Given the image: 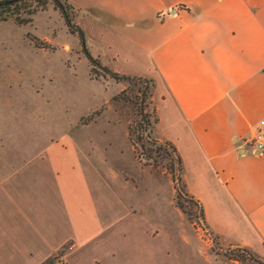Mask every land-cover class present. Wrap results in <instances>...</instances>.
Here are the masks:
<instances>
[{
	"label": "crops",
	"instance_id": "1",
	"mask_svg": "<svg viewBox=\"0 0 264 264\" xmlns=\"http://www.w3.org/2000/svg\"><path fill=\"white\" fill-rule=\"evenodd\" d=\"M66 1L79 21L86 16L77 24L116 72L159 75L167 137L181 157L188 194L221 238L223 219L238 217L246 231L229 233L228 241L264 259V153L247 146L264 120V0ZM121 60L125 71L116 65ZM27 165L32 193L25 202L19 192L0 198V264H41L68 240L77 256L69 254L65 264L171 262L131 260L120 248L94 257L108 225L72 142L51 143Z\"/></svg>",
	"mask_w": 264,
	"mask_h": 264
},
{
	"label": "rangeland",
	"instance_id": "2",
	"mask_svg": "<svg viewBox=\"0 0 264 264\" xmlns=\"http://www.w3.org/2000/svg\"><path fill=\"white\" fill-rule=\"evenodd\" d=\"M68 12L75 31L83 32V43L51 0L44 5L20 0L0 8V198L6 191L19 192L25 202L32 193L27 164L65 138L77 149L91 192L100 198L101 223L108 225L103 242L94 245L99 252L94 257L113 248L114 255L121 249L131 260L141 255L147 262L167 257L168 264H264L251 249L228 241L229 233L246 231L238 217L223 219L221 238L206 223L199 202L184 195L183 171L177 172L176 153L167 145L172 143L162 105L167 92L159 75H131L153 79L149 89L113 79L108 71L126 74L116 72L86 37L77 24L79 12L73 7ZM124 62L116 64L121 71ZM145 134L157 143H145L150 157L142 155ZM179 175L183 183L176 180ZM11 178L18 184H5ZM11 203L6 199L7 206ZM75 248L68 240L41 264H65L69 254H77Z\"/></svg>",
	"mask_w": 264,
	"mask_h": 264
},
{
	"label": "trees",
	"instance_id": "3",
	"mask_svg": "<svg viewBox=\"0 0 264 264\" xmlns=\"http://www.w3.org/2000/svg\"><path fill=\"white\" fill-rule=\"evenodd\" d=\"M20 0H0V8L1 7H4V8H8V7H10V6H13L14 4H16V3H18ZM33 1H35V2H37V3H39V4H41V5H44L45 4V0H33ZM52 2H53V4L55 5V7H57L59 10H60V12H61V14H62V16H63V18H64V20H65V23H66V25L68 26V28L69 29H71V31L73 32V33H76L77 32V34H78V37H79V39L81 40V42L83 43V32L79 29V28H76V31H75V27L71 24V19H70V15H69V12H68V10L69 9H72V7L70 6V5H68V4H65V3H63L62 1H60V0H51ZM4 5H6V6H4ZM73 28V29H72ZM84 45V44H83ZM84 51V50H83ZM85 56L87 57V59L93 64V65H98V62H97V60H95V59H93L92 57H91V55L87 52V51H85ZM94 69V68H93ZM108 71V70H107ZM113 79H115L116 81H125V82H128V83H136V84H138V83H143L144 84V87L145 88H147V89H149V88H151V87H153V85H154V80L153 79H151V78H142V77H135V76H128V75H120V74H118V73H114V72H110V71H108L107 72ZM150 97H151V92L149 91L148 92V94H147V98H149V102H148V104H151V101H150ZM126 100V99H125ZM157 123V116H156V114H155V117H154V125ZM149 135L150 134H145L143 137H142V141L144 142V143H142L141 144V148H142V155H143V157L145 156H147L146 155V153L145 152H147V150H146V144H150V143H153L154 145L156 144L157 145V143L155 142H153L152 140H150V138H149ZM131 136V135H130ZM139 141V140H138ZM146 143V144H145ZM170 143V142H169ZM167 145H169V147H171V149H172V151L173 152H175L176 153V163H177V168H178V170H177V172L179 173V174H182V171H183V166H182V161H181V158H180V156L178 155V152H177V149L175 148V146L172 144V143H170V144H167ZM149 157H150V155H148ZM147 156V157H148ZM176 180L177 181H179V182H181V183H183V181H182V179H181V177H180V175L176 178ZM179 191H181V190H179ZM182 192V191H181ZM184 195L185 196H187V197H189L188 195L189 194H186L185 192H184ZM189 199L191 200H193V198L192 197H189ZM199 205H200V203H199ZM200 209H201V213H202V215H203V217H204V213H203V209H202V206L200 205Z\"/></svg>",
	"mask_w": 264,
	"mask_h": 264
},
{
	"label": "built area",
	"instance_id": "4",
	"mask_svg": "<svg viewBox=\"0 0 264 264\" xmlns=\"http://www.w3.org/2000/svg\"><path fill=\"white\" fill-rule=\"evenodd\" d=\"M247 146L254 154L264 153V120L258 122L257 128L252 137L247 141Z\"/></svg>",
	"mask_w": 264,
	"mask_h": 264
}]
</instances>
